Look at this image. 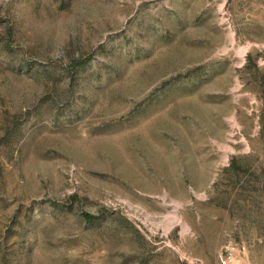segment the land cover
<instances>
[{
  "label": "rangeland",
  "instance_id": "obj_1",
  "mask_svg": "<svg viewBox=\"0 0 264 264\" xmlns=\"http://www.w3.org/2000/svg\"><path fill=\"white\" fill-rule=\"evenodd\" d=\"M264 264V0H0V264Z\"/></svg>",
  "mask_w": 264,
  "mask_h": 264
},
{
  "label": "built area",
  "instance_id": "obj_2",
  "mask_svg": "<svg viewBox=\"0 0 264 264\" xmlns=\"http://www.w3.org/2000/svg\"><path fill=\"white\" fill-rule=\"evenodd\" d=\"M220 262H221V264H227L228 261L225 257H221Z\"/></svg>",
  "mask_w": 264,
  "mask_h": 264
}]
</instances>
